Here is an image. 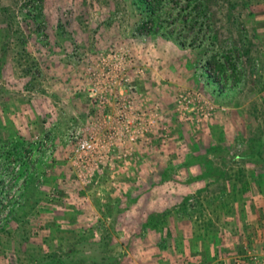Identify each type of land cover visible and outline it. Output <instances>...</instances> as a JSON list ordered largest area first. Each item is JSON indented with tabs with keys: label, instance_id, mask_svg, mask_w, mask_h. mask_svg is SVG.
I'll list each match as a JSON object with an SVG mask.
<instances>
[{
	"label": "rangeland",
	"instance_id": "obj_1",
	"mask_svg": "<svg viewBox=\"0 0 264 264\" xmlns=\"http://www.w3.org/2000/svg\"><path fill=\"white\" fill-rule=\"evenodd\" d=\"M202 1L0 0V264L89 227L121 264H264L236 155L264 127V0Z\"/></svg>",
	"mask_w": 264,
	"mask_h": 264
},
{
	"label": "trees",
	"instance_id": "obj_2",
	"mask_svg": "<svg viewBox=\"0 0 264 264\" xmlns=\"http://www.w3.org/2000/svg\"><path fill=\"white\" fill-rule=\"evenodd\" d=\"M198 3H202L203 7H206V4L202 0H198ZM223 61L217 64L218 68H223ZM223 146L221 144H212L205 147V150L199 154H187V158L185 159V164L190 163H201L205 161L204 165L207 166L203 171H200L197 177H208L212 171L213 166L211 161H206L207 152L212 149H221ZM242 160H246L254 164V170H252L251 174L255 181L259 183L261 179H264V127L258 125L257 128L254 129L253 135L247 138L245 145L242 150H240L237 154ZM215 169V168H214ZM224 175L219 171V176H217V180L222 178ZM187 197H183V199L177 204L179 207H183L187 205ZM115 209L120 210L121 207L115 204ZM168 210V209H166ZM112 213V210H110ZM167 211H156L152 210L148 212L141 222V227H151L155 230H158L162 227V224L165 222V216ZM103 229V228H101ZM94 231V227H89L87 229H83L80 235L76 240L72 242H68L66 244V248L64 245L60 247L57 251L42 254L36 256L35 253L28 254L29 264H121L120 261V252L117 254L111 253V246L108 236H106V232L102 231L98 237L89 238L88 233L92 234ZM100 231V230H99ZM94 235V234H93ZM163 244L164 239H161ZM85 249H91L88 253H85Z\"/></svg>",
	"mask_w": 264,
	"mask_h": 264
},
{
	"label": "built area",
	"instance_id": "obj_3",
	"mask_svg": "<svg viewBox=\"0 0 264 264\" xmlns=\"http://www.w3.org/2000/svg\"><path fill=\"white\" fill-rule=\"evenodd\" d=\"M80 145L82 146V148H84L85 150H88V151H90L92 149V147H93L92 143L90 141H88V140H81ZM16 166L14 167L15 170H17ZM14 196H16L15 192H14Z\"/></svg>",
	"mask_w": 264,
	"mask_h": 264
}]
</instances>
